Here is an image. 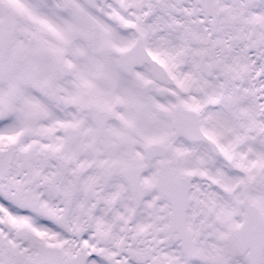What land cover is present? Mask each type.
<instances>
[{
	"label": "snow or ice",
	"instance_id": "6c2138e0",
	"mask_svg": "<svg viewBox=\"0 0 264 264\" xmlns=\"http://www.w3.org/2000/svg\"><path fill=\"white\" fill-rule=\"evenodd\" d=\"M0 264H264V0H0Z\"/></svg>",
	"mask_w": 264,
	"mask_h": 264
}]
</instances>
